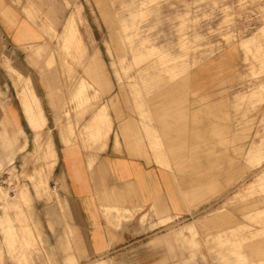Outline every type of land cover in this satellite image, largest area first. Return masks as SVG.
Segmentation results:
<instances>
[{"label": "rangeland", "instance_id": "obj_1", "mask_svg": "<svg viewBox=\"0 0 264 264\" xmlns=\"http://www.w3.org/2000/svg\"><path fill=\"white\" fill-rule=\"evenodd\" d=\"M15 2L36 26L39 38L22 45L20 53L7 45L2 50L0 84L5 92L6 80L20 82L34 74L46 80L50 100L45 87L37 89L49 124L61 132L63 142L70 137L90 149L98 139L84 126L101 109L121 115L125 111L175 110L182 96L189 98L190 107L212 112V119L196 120L198 125L210 123L209 132L165 140L191 143L190 154L182 153L181 158L194 160L196 166H168L167 156L154 162L164 163L169 174L180 175L181 204L195 210L192 221L197 226L194 230L190 224L185 230L191 239L196 238L195 244L186 241L196 249V264H264V0ZM71 10L79 11L76 37L66 38L65 48L61 35ZM81 46L90 56L98 50L110 87L105 80L94 84L79 78L83 75ZM221 61L227 76L219 72L207 94L188 90L187 78L193 68L213 62L219 69ZM1 91L0 110L5 104ZM98 116L94 122L100 131ZM23 127L28 149L21 148L23 138L16 135L11 140L13 158L0 167V177L13 186H0V212L18 218L16 213L28 207L24 194L28 189L30 243L24 258L10 256L1 243L0 264H77L56 262L54 252L60 248L51 252L44 245L46 234L58 238L60 228L66 229L62 233L71 242V207L49 177L46 163L53 162V166L56 162L50 135L48 142L42 136L32 152L33 133L24 121ZM48 132L45 125L43 133ZM145 137L148 149L156 154L161 137Z\"/></svg>", "mask_w": 264, "mask_h": 264}, {"label": "crops", "instance_id": "obj_2", "mask_svg": "<svg viewBox=\"0 0 264 264\" xmlns=\"http://www.w3.org/2000/svg\"><path fill=\"white\" fill-rule=\"evenodd\" d=\"M78 15V10H71L64 20L61 39L65 48H68L65 39L72 35L76 37L75 20ZM38 38V29L26 19L21 5L15 0H0V54L6 45L8 49L20 53L22 45L36 43ZM80 48L83 75L79 78L84 82L88 78L94 84L105 80L110 87L98 50L90 56L84 46ZM25 67L29 72L34 71L29 65ZM225 67L222 61L219 69L213 62L199 64L188 74V90L207 94L217 80L215 76L220 73L219 76H227ZM39 81L35 74L34 78L29 76L20 82L6 80V92L2 88L4 85L0 84L5 101L0 110V167L11 162L14 155L11 140L16 135L23 138L21 148L26 146L28 149L30 142L29 139L26 142L23 121L33 133L32 152L42 136L48 142L50 135L56 162L53 166L51 161L45 163L49 167L51 182L58 187L60 198L71 207L68 227L72 232L71 242L62 233L65 228H60L59 240L57 235L46 234L44 245L51 252L54 247L60 248L55 250L57 258L54 260L77 264H196V249L186 244L187 240L195 244L196 238L191 239L185 230L190 224L195 230L197 224L192 221L195 210L181 204L180 175L169 174L163 169L164 163L154 160L164 161V156H167L170 161L168 166H196V162H191L194 160L181 158L182 153L190 154L191 143L165 140L168 136L209 132L210 123L198 125L196 120L212 119V112L198 109L195 105L190 107L189 98L183 100L182 96L178 102L181 105L175 110L125 111L121 115L117 111L104 112L101 109L98 112V142L90 149L87 145L83 147L79 141L73 142L70 137L68 142H63L61 132L49 124L41 105L43 96L37 88L45 87L48 100L52 94L46 80ZM98 113L94 112L91 120ZM91 120L84 126L85 129L90 130ZM45 125L48 133H43ZM91 133L96 134L94 130ZM145 135L161 137L162 146L156 148V154L148 149ZM35 183L33 185L38 194ZM24 194L28 207L17 210L18 218H10V212H0V257L1 243L10 256L25 257L26 246L30 243L28 220L31 196L28 189ZM61 227L64 225L61 224ZM181 229L185 230L183 235L179 234ZM49 238L52 241H48ZM8 245L13 246L12 250Z\"/></svg>", "mask_w": 264, "mask_h": 264}, {"label": "bare ground", "instance_id": "obj_3", "mask_svg": "<svg viewBox=\"0 0 264 264\" xmlns=\"http://www.w3.org/2000/svg\"><path fill=\"white\" fill-rule=\"evenodd\" d=\"M84 85H82V87H83ZM80 87H81V85H80ZM89 128H90V132L91 131H93L94 129L95 130H97V128H98V131H95L96 132V134L95 135H97L98 136V134L100 133L99 132V127L95 124V122H94V120H91V122L89 123ZM91 135V134H90ZM94 136V135H93ZM38 142V141H37ZM7 158L9 157V156H6ZM15 198H13L12 200H14ZM8 228H9V226H8ZM99 264H106L105 262H101V263H99Z\"/></svg>", "mask_w": 264, "mask_h": 264}, {"label": "built area", "instance_id": "obj_4", "mask_svg": "<svg viewBox=\"0 0 264 264\" xmlns=\"http://www.w3.org/2000/svg\"><path fill=\"white\" fill-rule=\"evenodd\" d=\"M1 185H6V186H8V188H12L13 187L11 184H6V182L4 181V179L0 177V186Z\"/></svg>", "mask_w": 264, "mask_h": 264}]
</instances>
